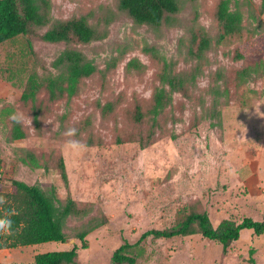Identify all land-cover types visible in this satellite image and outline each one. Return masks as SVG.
<instances>
[{
    "label": "rangeland",
    "instance_id": "374dc122",
    "mask_svg": "<svg viewBox=\"0 0 264 264\" xmlns=\"http://www.w3.org/2000/svg\"><path fill=\"white\" fill-rule=\"evenodd\" d=\"M219 1L184 0L175 26L151 29L121 14L117 0H51L54 21L114 19L103 40L72 46L98 72L85 80L78 97L52 105L42 137L35 135L21 96L32 74L55 72L53 62L68 46L45 42L49 27H32L29 35L0 46V190L8 192V180L16 179L55 190L62 201L71 197L79 205H92L87 217L67 221V242L0 252V264H35V255L74 246L79 264H111L123 244L135 245L151 230L171 229L186 213H206L215 229L225 221H264L263 0H232L231 9L239 7L244 17V37L216 45ZM201 29L213 46L199 59L191 52L198 48L194 34ZM239 48L246 59H235ZM165 64L173 73L197 77L189 96L174 94L153 121L148 113ZM247 70L248 75H241ZM108 105L113 109L105 113ZM137 105L146 114L140 125L132 121ZM13 114L24 118L29 132L20 144L10 142ZM71 126L79 129L75 139L85 145L93 139L95 145L66 149L70 138L64 132ZM141 141L148 145L142 147ZM21 149L35 151L48 170L24 164ZM59 158L65 162L68 186L57 169ZM98 218H105L106 225L90 233L83 248L78 231ZM132 252L136 264H253L251 259L264 264V234L243 232L227 249L201 235L150 236Z\"/></svg>",
    "mask_w": 264,
    "mask_h": 264
},
{
    "label": "trees",
    "instance_id": "16d2710c",
    "mask_svg": "<svg viewBox=\"0 0 264 264\" xmlns=\"http://www.w3.org/2000/svg\"><path fill=\"white\" fill-rule=\"evenodd\" d=\"M232 0H220L216 5L215 17L219 24L221 34L216 39V45H222L227 41L242 39L244 37V17L239 7L231 9ZM237 4L239 0H235ZM264 9V0L262 1ZM184 0H117V7L121 14L129 17L136 26H147L151 29H161L164 26H175L183 9ZM116 17L117 13L112 11ZM113 17L98 20L97 23H89L85 17L73 18L66 21H54L51 15V0H0V46L14 40L19 36H27L32 33V27L48 28L42 36L45 42L53 44H65L68 48L53 62L54 73L41 77L37 73L32 74L21 96V104L27 110L35 135H44V121L52 112V105L62 100H72L83 92L85 80L93 77L98 68L86 54L72 46L89 45L101 41L106 37L107 30ZM199 38L197 50L191 53L202 59L203 55L212 46L211 38L199 30L194 34V42ZM256 47H259L258 45ZM256 50L253 49V52ZM247 54L239 48L236 52V60H244ZM197 72L199 70H196ZM247 70L241 75H248ZM196 74L173 73L165 64L159 74L161 86L157 87L153 98L149 116L153 121L160 116L172 103V96L183 93L189 96L188 87L195 83ZM108 105L105 113L112 111ZM146 114L142 107L137 105L132 116L135 124H142ZM61 132L64 130V122L67 115L61 118ZM12 130L10 142L20 144L29 137L24 123H17L11 119ZM57 134V133H56ZM93 139H89L87 146H93ZM100 144V142H98ZM118 143H123L119 139ZM148 143L141 141V146ZM21 160L24 164L34 169L44 168L40 156L35 151L21 149ZM60 176L68 186V176L63 158L56 162ZM9 191L0 190V196L6 197V203L0 205V217L9 215L13 220L12 233L0 234V250L16 249L27 246L45 244L49 242H67L65 228L67 221L72 218H85L91 213V204L79 205L74 199L68 197L62 201L55 190L46 191L37 185H29L25 182L9 179ZM106 225L105 218H98L88 222L77 234L83 248H87V236L97 228ZM243 232H253L257 236L264 234V221L257 222L250 218L244 219L236 225L225 221L215 229L206 213L183 214L177 225L168 230H151L142 235L135 244H123L112 256L111 264H136V254L132 250L143 243L148 237L156 239H172L176 237H189L201 235L202 237L218 241L224 249L233 242L239 241ZM78 248L74 246L70 250L38 254L34 257L35 264H79ZM253 264L254 260L251 259Z\"/></svg>",
    "mask_w": 264,
    "mask_h": 264
},
{
    "label": "clouds",
    "instance_id": "9594fccd",
    "mask_svg": "<svg viewBox=\"0 0 264 264\" xmlns=\"http://www.w3.org/2000/svg\"><path fill=\"white\" fill-rule=\"evenodd\" d=\"M13 121L17 123H22L23 122V117L13 114L10 117ZM28 119H30L28 117ZM79 133V129L76 128L75 126L67 127L65 129L64 135L69 137L67 141H65L64 147L72 152H76L78 150H83L87 146L83 144V142L79 139H75ZM6 197L0 196V205H4L6 203ZM11 217V211L9 210V215L5 217H0V234L3 235H9L12 233L13 229V220L10 218Z\"/></svg>",
    "mask_w": 264,
    "mask_h": 264
},
{
    "label": "crops",
    "instance_id": "0c3cea01",
    "mask_svg": "<svg viewBox=\"0 0 264 264\" xmlns=\"http://www.w3.org/2000/svg\"><path fill=\"white\" fill-rule=\"evenodd\" d=\"M12 249H7V250H0V252L7 253V251H11Z\"/></svg>",
    "mask_w": 264,
    "mask_h": 264
}]
</instances>
